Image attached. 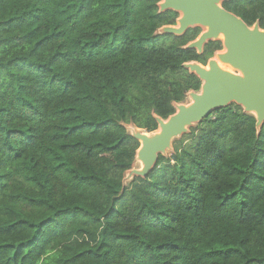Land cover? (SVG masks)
<instances>
[{
  "label": "trees",
  "instance_id": "16d2710c",
  "mask_svg": "<svg viewBox=\"0 0 264 264\" xmlns=\"http://www.w3.org/2000/svg\"><path fill=\"white\" fill-rule=\"evenodd\" d=\"M160 0H0V264H264V122L231 104L133 177L222 50ZM264 30V0L221 4Z\"/></svg>",
  "mask_w": 264,
  "mask_h": 264
},
{
  "label": "water",
  "instance_id": "95a60500",
  "mask_svg": "<svg viewBox=\"0 0 264 264\" xmlns=\"http://www.w3.org/2000/svg\"><path fill=\"white\" fill-rule=\"evenodd\" d=\"M229 1L162 0L158 4L159 13L173 11L178 14L177 26L162 27L161 34L182 36L189 29L201 27L204 32L187 48L202 54L207 43L220 41L223 52L205 66L199 63L183 65L202 83L198 93H189L192 101L188 106L176 105L175 113L167 119L156 118V133L148 134L137 129L130 134L139 143L136 159L142 168L129 171V177L145 178L155 168L158 157L171 149L175 138L185 134L191 125L205 120L212 112L231 104L241 107L246 114H252L256 128L263 124L264 30H260L257 23L252 27L246 26L242 19L225 10L221 4ZM218 62L228 65L231 71L219 67Z\"/></svg>",
  "mask_w": 264,
  "mask_h": 264
},
{
  "label": "rangeland",
  "instance_id": "374dc122",
  "mask_svg": "<svg viewBox=\"0 0 264 264\" xmlns=\"http://www.w3.org/2000/svg\"><path fill=\"white\" fill-rule=\"evenodd\" d=\"M162 0H160V2H161ZM159 2V3H160ZM175 26H177V22H176V25ZM200 31L201 32H204L203 30V28H201L200 27ZM222 52H223V49L222 50H219V51H217L214 55H213V57L211 58V59H215L216 58V55L217 54H219V53H221L222 54ZM196 93H198V92H196ZM191 98H190V95H188L187 97H186V99H185V101L183 102V103H181L180 105H185V106H188L190 103H191ZM197 126H198V124H193V125H191L190 127H188L187 128V132H185V134H183L182 136H179V137H177V138H175L174 140H173V142H172V146H171V149L170 150H168L166 153H165V157L166 156H168V155H170V154H172V151H173V148H174V145L175 146H179V143H181V141L183 142V144H190V143H187V141H188V139L191 137V135H190V133H192L191 131L192 130H195L196 128H197ZM126 129H127V131L130 133V134H133L134 133V130H137V129H135L134 127H132V126H126ZM139 130V129H138ZM158 131V129L156 130V131H154V132H152V133H156ZM143 132H145V131H143ZM145 133H147V132H145ZM152 133H148V134H152ZM185 144V145H186ZM133 170H141V163L136 159V161H135V163H134V166H133ZM125 183H128V182H130L131 180H132V178L131 177H129V173H127L126 174V176H125Z\"/></svg>",
  "mask_w": 264,
  "mask_h": 264
},
{
  "label": "bare ground",
  "instance_id": "6f19581e",
  "mask_svg": "<svg viewBox=\"0 0 264 264\" xmlns=\"http://www.w3.org/2000/svg\"><path fill=\"white\" fill-rule=\"evenodd\" d=\"M221 38V37H220ZM218 65L219 67L225 69V70H228V71H231L230 67L228 65H224L222 64L221 62H218ZM147 135V134H146ZM149 136V135H148ZM141 168H142V164H141Z\"/></svg>",
  "mask_w": 264,
  "mask_h": 264
}]
</instances>
